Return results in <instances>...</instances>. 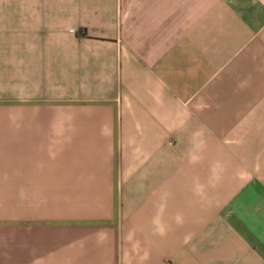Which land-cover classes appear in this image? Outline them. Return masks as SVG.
Wrapping results in <instances>:
<instances>
[{
  "label": "crops",
  "instance_id": "obj_1",
  "mask_svg": "<svg viewBox=\"0 0 264 264\" xmlns=\"http://www.w3.org/2000/svg\"><path fill=\"white\" fill-rule=\"evenodd\" d=\"M0 184V264H264V0H0Z\"/></svg>",
  "mask_w": 264,
  "mask_h": 264
},
{
  "label": "rangeland",
  "instance_id": "obj_2",
  "mask_svg": "<svg viewBox=\"0 0 264 264\" xmlns=\"http://www.w3.org/2000/svg\"><path fill=\"white\" fill-rule=\"evenodd\" d=\"M6 189H5V184H0V239H7V238H12V237H21L22 232L21 230H15L13 232V229H11L10 232V228L12 227L14 224L15 226H18L17 221L15 220V222L12 220V216L15 212V219L18 218V208H17V200H15V205L14 208H12V212L11 214L9 213L10 208L8 207L9 203H8V199L6 197ZM11 215V218L9 217ZM20 225V224H19Z\"/></svg>",
  "mask_w": 264,
  "mask_h": 264
}]
</instances>
